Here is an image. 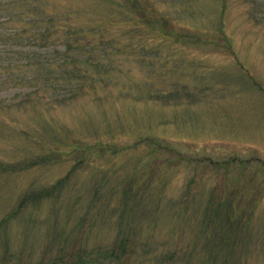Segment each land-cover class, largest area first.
I'll use <instances>...</instances> for the list:
<instances>
[{"label": "rangeland", "instance_id": "374dc122", "mask_svg": "<svg viewBox=\"0 0 264 264\" xmlns=\"http://www.w3.org/2000/svg\"><path fill=\"white\" fill-rule=\"evenodd\" d=\"M31 2L0 0V33L21 29ZM38 6L58 15L55 43L61 26L84 33L66 67L81 78L55 65L47 89L41 77L21 83L2 51L22 41H0V164L39 159L0 171V221L27 191L65 179L0 228V264L50 263L78 247L93 254L80 264H264V0ZM79 88L58 103L59 89ZM128 187L134 213L121 212ZM217 205L245 219L228 260L207 237L219 234ZM121 235L133 253L97 257Z\"/></svg>", "mask_w": 264, "mask_h": 264}, {"label": "trees", "instance_id": "16d2710c", "mask_svg": "<svg viewBox=\"0 0 264 264\" xmlns=\"http://www.w3.org/2000/svg\"><path fill=\"white\" fill-rule=\"evenodd\" d=\"M41 0H32L31 11L29 12L28 19L25 21L24 26L20 27L21 29H15L14 31L11 30L10 33H5L4 31L0 33V41H17L18 39L22 41L20 44L17 45V49H11L10 46L3 50L7 55H15L9 61V65L12 64L14 69H19L21 73L20 82L26 83L31 81H36L38 78L41 79L46 83L45 89L48 88L47 84H49L52 80V74H54L53 68L57 65V68L62 70V76L67 79L72 78H81L82 71L80 68L78 71H70L66 69V67L71 64V60H69V53L74 49L73 43L79 41V39H83V32H81L80 28H65L62 27V36L63 39L59 38L57 43L54 42V38H56L57 33V24L59 18L58 15L51 14L50 12L43 10L41 6H38ZM35 3H38L35 5ZM135 5V3H132ZM137 7V6H136ZM12 17L6 18V20L11 19ZM5 20V21H6ZM3 24V21H0V26ZM14 29V28H13ZM100 33L97 29H91V34ZM61 36V35H60ZM64 44V49L62 51H49L48 48L56 46L57 44ZM28 44V45H26ZM72 46L73 49H72ZM31 47V48H30ZM1 52V53H2ZM53 53H56L57 56L55 57ZM85 78V77H83ZM28 79V80H26ZM26 80V81H25ZM35 83V82H34ZM38 84V83H37ZM42 86H39L38 89L35 91L39 92ZM44 88V87H43ZM58 90V89H56ZM79 89H59L58 91L63 92L62 99L58 101L59 104H64L65 101L70 99H74L77 95ZM34 91V92H35ZM39 159H29L22 164L17 165H10V164H0V171L4 173H16L22 170H26L31 166L37 164ZM65 179L57 181L54 185L49 187H45L39 190H31L27 191L19 200L16 207L10 211L5 217H3L0 221V228H4V226L14 220L24 209L28 206H36L41 203L43 200H47L49 198H53L54 196L59 193V188L62 187ZM137 192L135 190H131L130 187L123 190L122 196L120 198V207L121 212L123 209H128L129 211L135 212L136 206L139 204V199L137 197ZM136 202V205H135ZM132 203L131 205H128ZM220 205L216 206V216L210 219V222L213 223V226L218 228L215 234L208 235V241L211 243L215 239L217 240L218 244V252L224 251V256L226 260L232 258L234 251H233V242H236L238 239V231L245 221V219L236 218L231 219L230 216L223 214L221 215V208ZM218 235V238H217ZM129 237L127 235H121L115 238L113 245L105 249L103 251L97 252V257L101 256L102 258L109 259L110 261L117 262L120 261L121 257L126 256L127 254L133 253V249L128 246ZM226 240H230V245L226 246ZM145 248V247H143ZM145 251V249H144ZM102 252V253H101ZM4 254H9L10 257L13 255L7 249L4 250ZM96 254V253H95ZM173 254V253H172ZM85 256V259H90L89 256L93 255L91 252L87 253L85 249L80 247L71 250L70 254H63L62 256L57 257L56 259L53 258L50 263H43L39 262L38 264H63V263H72L74 259L79 260L78 262H73L72 264H80L83 261L82 256ZM167 256V255H166ZM168 257V256H167ZM109 261V262H110Z\"/></svg>", "mask_w": 264, "mask_h": 264}]
</instances>
